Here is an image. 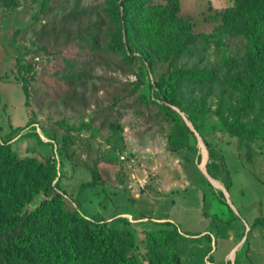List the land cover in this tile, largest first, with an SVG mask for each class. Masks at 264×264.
<instances>
[{
    "label": "rangeland",
    "instance_id": "rangeland-1",
    "mask_svg": "<svg viewBox=\"0 0 264 264\" xmlns=\"http://www.w3.org/2000/svg\"><path fill=\"white\" fill-rule=\"evenodd\" d=\"M177 1L178 14L201 36L187 53L153 60L148 72L137 59L121 61V49L75 53L36 38L42 24L58 20L75 2L84 9L83 24L113 12L114 0H0V141L9 142L17 156L51 160L52 183L57 178L55 189L66 205L93 218L125 211L120 221L135 222L137 215L151 214L168 182L176 186L190 179H202L208 189L206 210L225 215V189L233 202L242 198L248 204L255 181L264 182V86L253 91L252 105L242 114L236 83L254 77L257 62L243 33L222 21L223 9L234 0ZM74 72L82 78L66 83L63 77ZM162 72L172 73L167 86L173 102H142L139 95L149 92L150 78ZM180 140L182 146L174 148ZM237 167L256 180L237 174L228 187L230 170L237 173ZM92 174L93 182L82 185ZM214 199L210 210L206 203ZM131 224L133 251L144 260L142 227ZM246 229L248 259L264 264V213Z\"/></svg>",
    "mask_w": 264,
    "mask_h": 264
},
{
    "label": "trees",
    "instance_id": "trees-1",
    "mask_svg": "<svg viewBox=\"0 0 264 264\" xmlns=\"http://www.w3.org/2000/svg\"><path fill=\"white\" fill-rule=\"evenodd\" d=\"M114 2L113 12L83 24L84 9L75 2L58 20L42 24L36 38L75 53L116 54L121 49L125 53L121 61L137 59L149 72L153 60L187 53L201 36L187 17L178 14L177 0ZM221 15L226 27L243 33L257 62V74L246 83H236L240 112L245 114L253 91L264 86V0H234ZM82 75L74 72L63 79L71 84ZM171 78L170 72L151 77L149 92L139 95L141 101L161 106L173 102L167 86ZM180 146L181 140L174 148ZM55 177L56 167L48 158L17 156L9 142L0 141V264H183L175 250V227H142L148 253L140 260L133 251L132 232L124 225L127 219L111 227L76 206H67L62 192L55 189L57 178L52 183ZM93 179L92 174L81 184L87 186ZM40 193L38 202L26 208Z\"/></svg>",
    "mask_w": 264,
    "mask_h": 264
},
{
    "label": "crops",
    "instance_id": "crops-1",
    "mask_svg": "<svg viewBox=\"0 0 264 264\" xmlns=\"http://www.w3.org/2000/svg\"><path fill=\"white\" fill-rule=\"evenodd\" d=\"M236 169L237 173L233 172L234 169L230 170L228 187L237 174L247 180L250 178L256 180L244 168ZM201 180L193 182L190 179L188 184L177 182L176 186L168 182L158 192L151 214H139L135 218L136 221L131 223L141 227H175L177 230L175 250L183 264H251L243 247L244 229L245 227L248 229L256 214L264 213V205L260 210L256 207L257 203H264V182L255 181V190L252 192L254 198L252 197L248 204L242 198H237L236 202H233L228 188L225 189L228 202L225 215L229 218L224 219L221 216L225 215L211 210L215 199L214 202L206 203L211 211L204 207L203 192L208 189H204ZM239 192L243 194V188H239ZM123 213L129 212L120 211L109 219L100 220L107 223L110 221L118 226L121 223L118 217ZM131 223L128 221L124 225L130 228Z\"/></svg>",
    "mask_w": 264,
    "mask_h": 264
}]
</instances>
